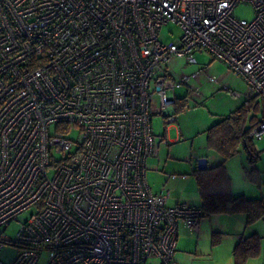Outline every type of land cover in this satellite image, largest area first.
<instances>
[{
	"label": "built area",
	"instance_id": "1",
	"mask_svg": "<svg viewBox=\"0 0 264 264\" xmlns=\"http://www.w3.org/2000/svg\"><path fill=\"white\" fill-rule=\"evenodd\" d=\"M243 2L251 20L234 17ZM171 22L179 35L160 41ZM197 50L264 99V0H0V229L35 209L0 234V252L18 248L0 264H177L178 227L197 233L203 211L152 192L146 160L174 90L217 82L206 66L174 73Z\"/></svg>",
	"mask_w": 264,
	"mask_h": 264
},
{
	"label": "rangeland",
	"instance_id": "2",
	"mask_svg": "<svg viewBox=\"0 0 264 264\" xmlns=\"http://www.w3.org/2000/svg\"><path fill=\"white\" fill-rule=\"evenodd\" d=\"M233 14L236 18L247 20H251L254 16L251 5L244 2L236 6ZM179 31V28L175 24H172V22L168 23L166 25H163L160 29V32H158L159 39L162 42L173 40L176 36L179 35ZM195 54L196 55L194 56H196L197 59V63L195 64H187L184 63L183 60H174L172 63L174 73H190L195 70L202 69L205 66L210 67L211 64H214L212 68L216 70L217 63L220 64L219 70L223 69V67H221L223 66L221 65L222 62L214 59L207 52L197 50ZM210 70L213 73H217L212 69ZM231 74L229 73L226 78L228 85L227 87H222L221 85H212L211 83L204 80V75H200L197 79L190 80V88L183 85L174 90L173 94L179 100L178 102L188 100L189 105L192 104V106L190 107V109H185L177 112L178 121L176 122L175 126L179 128L178 131H180L181 134L176 136V142H168V145H161L159 148L158 155L161 159V170L164 166V162H172L175 165L173 166L174 168L170 169L165 167L164 171L166 173L168 172L177 174V176L180 174L181 176H183V174H185V176L189 177L190 179L191 174L189 172L190 170H188L190 167V153L192 151L194 152L192 161L193 165H195L196 160L198 158H201V156L203 155L202 153L204 152L203 147L199 146L203 137H201V140L198 138L200 131H202L199 127L202 124L207 125L208 123H212L211 121L213 119L214 122L217 121L221 117L220 115H227L228 113L233 111L237 105H240L243 101L248 100L246 98V94L248 92L247 85L242 79H240V77L234 76L233 73ZM234 91H237L238 93H240V95H234ZM195 92L199 94L202 93V95H200L201 99L197 94H195ZM194 100L195 103L193 102ZM254 100L261 101L262 98L260 96H256ZM154 107L155 109L157 108L156 106ZM251 113L253 112H250L249 115ZM256 114L258 115L260 113L257 112ZM161 118L162 116L160 114H155L151 117L154 131L160 128V125L162 124ZM79 133L80 132L77 128H72L67 135L72 140H78ZM169 137H175V132L173 130H171ZM194 138L195 140H193ZM255 142L258 147L257 151L259 152L257 153L258 160L253 165L249 164V161L247 160V154L243 152V150L239 151V153L226 160L224 165L226 166L227 172L229 174L228 176L231 178L235 189L245 190L248 187L252 190H255V195H259L258 197H264V137L256 139ZM157 163L158 161L156 159V156L154 155L152 157L150 156L146 160V180L148 181L152 192L157 191L156 189L159 187L160 183V180H158V177H156L155 175L154 167L157 166ZM254 167L256 170H259L258 176H260L261 178L260 187H257V185H252L246 176V173ZM173 183L174 180H170L166 188H164V191L169 190V188L172 187ZM188 189H190V187H188ZM32 212L34 213L35 209L31 208L26 212L21 213L18 216L19 222L13 221L6 228H1L0 234H3L8 238H14L20 224L27 220ZM256 222L254 226L256 231H258V237H260L259 252L255 256L245 260V264H264V218H261ZM213 236L214 235L210 236L209 242L203 243V247L200 251H203L205 253L202 255L199 254V250H197L195 246V242L197 240V236L195 235V233L191 234L188 231L185 238L180 235L177 242V247L182 249L183 245V249L185 248L184 251L187 253L184 256V259H181L180 257L179 259L177 258L178 253L175 252V261L177 262V264H233L232 251L228 252V250L222 249L224 245H222L221 248L218 249L220 251L219 254L214 260H212L211 254H208L209 251H207V248L213 243ZM212 246L217 247L219 246V243L212 244ZM17 251L18 248L16 246H5L0 252V259L2 261H9L11 257H13L17 253ZM153 263H155V261L153 260L148 262V264Z\"/></svg>",
	"mask_w": 264,
	"mask_h": 264
},
{
	"label": "trees",
	"instance_id": "3",
	"mask_svg": "<svg viewBox=\"0 0 264 264\" xmlns=\"http://www.w3.org/2000/svg\"><path fill=\"white\" fill-rule=\"evenodd\" d=\"M256 96L242 102L229 114L211 125L206 130V145L209 150L220 156L222 161L212 167L194 171V179L201 199L203 216L210 214L244 213L246 225H251L264 218V198H250L243 194L234 195L232 180L228 176L226 160L243 150L247 154L249 164L258 160L254 144L248 138V132L264 119V99L255 101ZM179 101V100H178ZM176 101L174 111L183 110L185 101ZM176 106V109H175ZM261 108V110H260ZM250 112H253L249 115ZM259 112L260 114H256ZM258 170L252 168L246 173L248 180L260 187ZM215 238V234L213 236ZM213 239V238H212ZM216 244L215 239L213 243ZM260 237L251 233L234 246L232 250L233 264H245V260L259 252Z\"/></svg>",
	"mask_w": 264,
	"mask_h": 264
},
{
	"label": "crops",
	"instance_id": "4",
	"mask_svg": "<svg viewBox=\"0 0 264 264\" xmlns=\"http://www.w3.org/2000/svg\"><path fill=\"white\" fill-rule=\"evenodd\" d=\"M216 65H217L216 70L214 68H212L214 66V64H211L210 67L206 66L208 72L211 75H213L214 77H216V80H217L216 83H211V84L212 85H221L222 87H227L228 85H227V79L226 78H227V75L229 73L231 74V72L226 67H224L225 65L223 63L221 64V65H223V66H221V67H223L222 70H219L220 69L219 63H217ZM210 69L214 70L217 73L211 72ZM205 81H207V80H205ZM200 95H202V93H200ZM200 95H198V97L201 99ZM247 99H249V98H247ZM193 102L195 103V100ZM188 105H189V103H188ZM240 105H237L236 108ZM191 106H192V104L189 105L188 108H186V110L190 109ZM175 109H176V107H175ZM179 111H182V110H179ZM179 111H177V112H179ZM177 112H175L176 120L173 123L166 126V128H165L164 123H163V119H162L163 116L160 113H154L153 114V115L160 114L162 116V118H161L162 124L160 125V128L158 130L154 131V128H153L152 131H154L155 135H158V136L163 135L164 139H165V141L163 143L157 142V144H156L157 152H156V155L154 154V156H156V159L158 161L157 166L154 167L155 168V175H156V177H158V180H160L159 187L156 190L159 191L161 189L166 188V186L168 185L170 180H172V181L174 180L172 187L169 188V190H168L171 194L170 202L181 200V201H184L185 203H188L189 205L200 206L201 205V203H200L201 199H200V196H199V193L197 190V185H196L195 179L193 178L194 177V171L197 169L195 166L196 163H195V165H193V161H192L193 160V153H194L193 151L190 153L191 154V156H190L191 160H189L190 167L188 169V170H190L189 172L191 174L190 179H189V177H186L185 174H183V176H181V174L177 176V174L168 173V172L166 173L164 171L165 167L170 168V169L174 168L173 166H175V165L172 162H167V161L164 162V166L162 167V170L160 169L161 159L159 158V155H158L160 146L161 145H168V142L175 143L177 140L176 136L181 134V132L178 131L179 128L177 126H175L176 122L178 121ZM220 116L221 117L217 121H219L221 118H223L225 116V114L220 115ZM213 120L211 121L212 123H208L207 125L202 124L199 127L202 131H200V133L198 135V138L200 140H201V137L203 136L199 146L200 147L202 146L204 149L202 156L207 159V166H209V167L215 166L216 164H219L222 161V159L220 158L219 155H217L212 150H209L207 148L206 141H205L207 128H209L211 125H213L214 123L217 122V121L214 122ZM171 130H173L175 132V137H172V138L169 137ZM183 130H184V128H183ZM193 140H195V138ZM252 143L254 144L255 151H257L258 147H257L256 142L252 141ZM251 184L255 185L253 183H251ZM188 187H190V189H188ZM231 189H232V192L234 195L243 194V195L250 197V198H257L259 196V195H255V192H254L255 190H252L251 188H248V187L245 190L244 189L243 190L235 189L233 182H232V188ZM262 198H264V197H262ZM254 225H255V223H253L251 225H246V215L244 213L210 214L208 216H203L201 223H200V226H199L200 227L199 231L197 233H195V235L197 236L196 237L197 240L195 242L196 249L199 250L198 251L199 254L203 255L205 252L200 251L201 248L203 247V243L209 242L210 236L215 234V238H213V239H215L216 244L219 243V246L213 247L211 244L210 246L208 245L209 247L207 248L208 249L207 251H209L208 254L209 255L211 254V258H212V260H214L220 252L218 249H220L222 245H224L222 249L228 250V252H229V251H232L231 249L234 248V246L239 242V240L241 238H244L245 236H248L251 233L258 234V231H256ZM178 228H179L178 239H179L180 235H182L183 238H185L186 234L189 230L187 228H185L183 224H180V226ZM189 233H191V232L189 231ZM191 234H193V233H191ZM178 239H176L177 242H178ZM182 249H183V245H182ZM182 249L178 248L177 244H176V251H174V253L175 252L178 253L177 258H179V257L181 259L185 258L184 256L186 255L187 252L184 251L185 248L183 250ZM183 253H185V254H183Z\"/></svg>",
	"mask_w": 264,
	"mask_h": 264
},
{
	"label": "water",
	"instance_id": "5",
	"mask_svg": "<svg viewBox=\"0 0 264 264\" xmlns=\"http://www.w3.org/2000/svg\"><path fill=\"white\" fill-rule=\"evenodd\" d=\"M195 166L198 170H203L207 168V159L201 156V158L197 159Z\"/></svg>",
	"mask_w": 264,
	"mask_h": 264
}]
</instances>
